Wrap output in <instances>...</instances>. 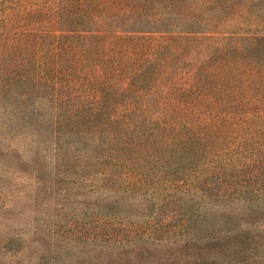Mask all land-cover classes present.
Wrapping results in <instances>:
<instances>
[{"label":"rangeland","instance_id":"374dc122","mask_svg":"<svg viewBox=\"0 0 264 264\" xmlns=\"http://www.w3.org/2000/svg\"><path fill=\"white\" fill-rule=\"evenodd\" d=\"M234 3L103 42L110 0H0V264H264V0Z\"/></svg>","mask_w":264,"mask_h":264},{"label":"trees","instance_id":"16d2710c","mask_svg":"<svg viewBox=\"0 0 264 264\" xmlns=\"http://www.w3.org/2000/svg\"><path fill=\"white\" fill-rule=\"evenodd\" d=\"M115 7L96 13L91 22L95 36L103 42L119 39L120 34L146 33H207L235 5V0H110ZM61 13L65 14V10ZM251 47L264 44V33L249 39ZM100 84V83H99ZM97 116L105 115L107 109L99 105L107 90L98 86L92 90ZM35 107V106H34ZM32 108L31 114L39 120L40 114ZM64 118H70V109L65 104ZM110 114L107 115V118Z\"/></svg>","mask_w":264,"mask_h":264}]
</instances>
